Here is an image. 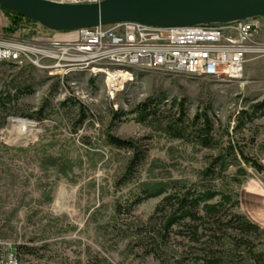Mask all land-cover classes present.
I'll return each mask as SVG.
<instances>
[{
    "label": "rangeland",
    "instance_id": "rangeland-1",
    "mask_svg": "<svg viewBox=\"0 0 264 264\" xmlns=\"http://www.w3.org/2000/svg\"><path fill=\"white\" fill-rule=\"evenodd\" d=\"M263 17L256 18L262 23ZM10 24V16L0 6V38L48 46L76 37L74 31L50 30L39 22L9 32L6 27ZM106 81L105 74L94 76L86 71L64 77L50 75L48 69L28 60L22 65L0 63V91L11 89L16 95L13 85L32 87V93L12 97L5 109L0 106V239L32 249L21 251L20 264H180L179 256L186 259L185 264H196L200 244L189 242L188 231L186 237L179 235V226L171 232V253L164 259L153 253L149 218L162 197L136 205L132 201L144 181L170 177L196 180L213 152L163 136L137 121L130 111L159 94L167 97L165 107H171L175 99H186L190 116L212 102L217 126L232 129L239 110L264 101V50L251 55L239 80L134 68V80L115 98L108 94ZM79 103L86 108L81 126ZM118 109L125 114L115 118ZM11 110L18 113H9ZM15 119L36 122L35 138L16 144L12 138ZM108 133L139 140L147 149L145 163L128 182L124 175L131 153L110 144ZM232 133L248 155L264 164V112ZM47 155L70 160L73 169L62 172L49 165L41 167L40 158ZM239 166L247 171L246 176H239L243 184L261 182L264 186V171L249 164L230 167L228 175H236ZM227 182L234 194L239 193L240 201L243 199L236 210L244 213L243 184L231 178ZM216 184L221 188L226 185ZM229 234L236 236L233 230L224 233V244L218 246L231 247ZM256 243L255 251H264L263 238H257ZM240 245L245 255L250 247L244 242Z\"/></svg>",
    "mask_w": 264,
    "mask_h": 264
},
{
    "label": "trees",
    "instance_id": "trees-1",
    "mask_svg": "<svg viewBox=\"0 0 264 264\" xmlns=\"http://www.w3.org/2000/svg\"><path fill=\"white\" fill-rule=\"evenodd\" d=\"M0 6L10 16L11 24L6 27L9 32L17 31L24 24L37 22L18 11L7 9L2 4ZM31 88L29 84L23 86L15 84L12 90L16 91V95H12L11 89L1 90L0 106L5 109L12 97L18 98L20 94L32 93ZM166 100L167 97L164 94L151 96L136 105L130 112L135 114L137 121L160 132L163 136L182 140L213 153L207 157L206 165L198 172L196 180L170 177L144 181L140 184L139 192L132 201L134 205L147 199L162 197L149 218L150 224L153 225V229L150 230L151 239L154 242L153 253L162 259L171 253L169 250L171 232L174 226H179V235L186 237L185 231H188L189 242L195 245L200 244L201 248L198 250L200 253L195 255L196 264H264V251H255L256 239L264 240V227L236 210L241 204L239 193L234 194L231 185L228 182L226 184V181L231 178L242 185L244 180L239 176L247 174V171L239 166L236 175H228L227 172L232 166L245 163L259 172L264 171V164L248 155L232 133L233 130L236 132L242 130L248 122H253L259 113L264 112V101L239 110L235 125L230 129L229 125L225 128L221 125L217 126L212 116L214 109L212 102L206 103L194 116H190L186 99H175L171 107L164 106L163 103ZM79 108L81 119L78 120V126H81L86 120V108L83 104H80ZM9 113L18 112L11 110ZM40 113L41 110L36 114L40 115ZM124 114L125 111L122 109L114 111L115 118ZM23 116L38 118L31 114ZM107 140L115 147L131 153L124 175L126 181H130L134 172L145 163L147 149L139 140L124 139L111 133L107 134ZM40 165L43 168L47 165L59 168L62 172L73 169V163L70 160L51 155H47L45 159L40 158ZM219 182L225 183V187L217 186L216 183ZM217 197L220 199L213 201ZM201 229L203 231H200ZM230 230L236 232V236L231 237V234L227 236L230 238L231 247L218 246L224 244L221 240H225V237L222 235ZM242 242L250 247L245 255L242 253L243 249L239 250ZM13 248L19 259L21 251L31 252L32 250L27 246L19 245H14ZM173 256L176 258L174 254ZM177 258L180 264H185L186 259L183 256Z\"/></svg>",
    "mask_w": 264,
    "mask_h": 264
},
{
    "label": "built area",
    "instance_id": "built-area-1",
    "mask_svg": "<svg viewBox=\"0 0 264 264\" xmlns=\"http://www.w3.org/2000/svg\"><path fill=\"white\" fill-rule=\"evenodd\" d=\"M94 4L105 0H50ZM262 23L256 17L220 24L159 27L136 22L99 24L74 30L66 43L43 46L18 38H0V63L28 60L50 75L105 74L107 92L115 98L134 80V68L166 69L194 77L242 79L251 55L264 50L257 40ZM14 245L0 240V264H20Z\"/></svg>",
    "mask_w": 264,
    "mask_h": 264
},
{
    "label": "water",
    "instance_id": "water-1",
    "mask_svg": "<svg viewBox=\"0 0 264 264\" xmlns=\"http://www.w3.org/2000/svg\"><path fill=\"white\" fill-rule=\"evenodd\" d=\"M187 1L105 0L94 4H72L50 0H0V4L54 31H74L118 22L179 27L264 16V0H209V5Z\"/></svg>",
    "mask_w": 264,
    "mask_h": 264
},
{
    "label": "crops",
    "instance_id": "crops-1",
    "mask_svg": "<svg viewBox=\"0 0 264 264\" xmlns=\"http://www.w3.org/2000/svg\"><path fill=\"white\" fill-rule=\"evenodd\" d=\"M263 28L257 40L264 42V17ZM244 214L254 223L264 227V186L260 182L244 183ZM243 200V199H242ZM241 200V206L243 205Z\"/></svg>",
    "mask_w": 264,
    "mask_h": 264
},
{
    "label": "bare ground",
    "instance_id": "bare-ground-1",
    "mask_svg": "<svg viewBox=\"0 0 264 264\" xmlns=\"http://www.w3.org/2000/svg\"><path fill=\"white\" fill-rule=\"evenodd\" d=\"M209 0H189L186 3L198 4V5H209ZM224 80V79H223ZM15 127L12 135L13 141L17 143H24L35 138L33 135V129L37 126L34 121H25L21 119H15Z\"/></svg>",
    "mask_w": 264,
    "mask_h": 264
}]
</instances>
